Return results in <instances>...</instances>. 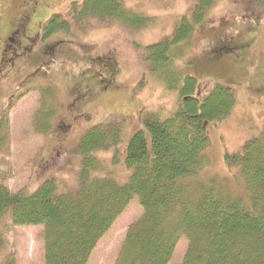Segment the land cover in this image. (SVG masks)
<instances>
[{
	"label": "trees",
	"instance_id": "1",
	"mask_svg": "<svg viewBox=\"0 0 264 264\" xmlns=\"http://www.w3.org/2000/svg\"><path fill=\"white\" fill-rule=\"evenodd\" d=\"M8 1L0 2V34H6L0 40V58L8 56L10 38L20 41L30 30L34 36L26 38H35L33 48L42 49L21 61L40 69L51 62L50 55L60 56L53 45L42 46L45 39L69 31L48 0H24L17 13L31 14L33 22L16 37L8 34L16 18L3 7ZM193 1L189 15L178 19L172 38L146 48L148 71L177 94L178 102L169 115L142 114L143 128L132 134L122 160L126 181L115 179L102 158L121 141L117 123L94 125L81 136L74 186L61 187L49 179L36 188L11 191L0 177V255L8 242L1 225L8 217L11 227L43 228V264H88L99 241L136 198L141 215L124 233L114 264H169L181 238L187 247L178 264H264V131L237 154L225 155L226 177L208 172L210 143L205 127L229 116L235 97L229 86L220 84L206 94L198 93L197 80L175 66L188 53L196 28L216 0ZM253 4L256 11H264V0ZM70 15L69 25L111 22L130 32L143 29L151 20L129 11L121 0H83L72 5ZM249 45V41L231 43L235 64H242ZM11 69L8 65L7 71ZM34 78L23 81L31 86L24 90L42 88L32 125L45 135L56 105L49 86ZM6 133L3 118L0 145L6 142ZM113 154L111 168L117 161Z\"/></svg>",
	"mask_w": 264,
	"mask_h": 264
},
{
	"label": "rangeland",
	"instance_id": "2",
	"mask_svg": "<svg viewBox=\"0 0 264 264\" xmlns=\"http://www.w3.org/2000/svg\"><path fill=\"white\" fill-rule=\"evenodd\" d=\"M82 1L58 0L54 4L48 0L61 23L67 22L69 31L42 42L45 49L53 45L54 52L60 53L50 55L51 62L43 68L34 69V64L18 61L15 66L19 70L12 69L4 79L8 67L2 68L9 65L10 56L0 58V120L7 122L6 142L0 145V177L11 191L36 188L49 179L61 187L76 185L81 136L92 126L107 123L119 125L121 141L102 158L115 179L125 182L122 160L132 134L143 128L142 114L147 111L165 116L176 108L177 94L148 71L146 48L172 38L178 19L189 15L194 1L121 0L129 11L151 19L143 29L132 32L111 22L69 25L72 5ZM23 2L9 0L3 7L12 17ZM256 10L253 0H216L205 21L196 28L188 53L175 65L197 80L198 93L206 94L214 84H220L229 86L235 97L233 112L205 127L210 143L206 152L208 172L221 178L227 176L225 155L237 154L249 139L264 131V11ZM33 34L30 30L23 37ZM237 41L250 42L242 64H235L230 53L231 43ZM41 49L34 48L37 53ZM32 77L38 84L49 86L56 105L45 135L37 133L32 125L43 97L42 88L24 90L29 84L23 81ZM81 94L78 104L72 103ZM113 152L117 161L111 168ZM141 211L133 198L99 241L88 264H114L124 233ZM9 224L6 217L1 227L8 242L0 263L43 264V228ZM186 247V240L181 238L169 264L180 263Z\"/></svg>",
	"mask_w": 264,
	"mask_h": 264
},
{
	"label": "flooded vegetation",
	"instance_id": "3",
	"mask_svg": "<svg viewBox=\"0 0 264 264\" xmlns=\"http://www.w3.org/2000/svg\"><path fill=\"white\" fill-rule=\"evenodd\" d=\"M23 8V7H22ZM16 18L13 22L12 27L10 28V35L11 37L14 36H20L21 34L26 33V31L28 30V27L32 24L33 20H31V14L25 13L22 15V13H17ZM35 28L38 29V27L36 26ZM37 31V30H36ZM8 33V34H9ZM22 39V38H20ZM33 40H35V38L29 39V38H23L20 41H16V40H12L10 38L9 43L6 45V50L5 52L9 51L7 54L8 56H10V60L9 58H7V61L9 62V65L15 70L18 71L19 70V66H15V63L18 61L23 60L22 58L24 57H30V55L35 54V50L33 48ZM23 43H22V42ZM44 56H46V54L44 53ZM50 60V59H49ZM44 62H46V60L44 59ZM47 63V62H46ZM45 63V64H46ZM5 66L8 67L7 64H4ZM6 68V67H5ZM3 69V68H2ZM12 70V69H11ZM11 71L7 72L8 74ZM7 74V75H8ZM4 77V79L7 77L6 75H3L2 78ZM9 77V75H8ZM83 97V95L81 94V96H76L73 100L72 103L78 104L79 100H81ZM76 119V118H74Z\"/></svg>",
	"mask_w": 264,
	"mask_h": 264
}]
</instances>
